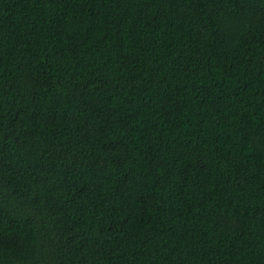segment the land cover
<instances>
[{"label": "trees", "instance_id": "1", "mask_svg": "<svg viewBox=\"0 0 264 264\" xmlns=\"http://www.w3.org/2000/svg\"><path fill=\"white\" fill-rule=\"evenodd\" d=\"M0 264H264V0H0Z\"/></svg>", "mask_w": 264, "mask_h": 264}]
</instances>
